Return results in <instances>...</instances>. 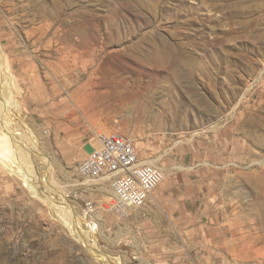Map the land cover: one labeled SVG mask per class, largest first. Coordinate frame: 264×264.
Instances as JSON below:
<instances>
[{
    "label": "rangeland",
    "instance_id": "1",
    "mask_svg": "<svg viewBox=\"0 0 264 264\" xmlns=\"http://www.w3.org/2000/svg\"><path fill=\"white\" fill-rule=\"evenodd\" d=\"M0 47L44 196L4 166L31 176L28 155H0V264H110L89 224L124 264H264V0H0ZM98 130L156 160L173 197L119 212L108 175L77 171Z\"/></svg>",
    "mask_w": 264,
    "mask_h": 264
},
{
    "label": "built area",
    "instance_id": "2",
    "mask_svg": "<svg viewBox=\"0 0 264 264\" xmlns=\"http://www.w3.org/2000/svg\"><path fill=\"white\" fill-rule=\"evenodd\" d=\"M92 141L90 152L77 168L80 176L108 175L119 212L142 207L163 180V171L150 164L149 157L139 155L130 137L98 130L93 131Z\"/></svg>",
    "mask_w": 264,
    "mask_h": 264
},
{
    "label": "bare ground",
    "instance_id": "3",
    "mask_svg": "<svg viewBox=\"0 0 264 264\" xmlns=\"http://www.w3.org/2000/svg\"><path fill=\"white\" fill-rule=\"evenodd\" d=\"M5 59L6 58L3 55V50L0 47V66L2 65V69H0V75L3 74L5 76V78L8 79L6 81V83H3L2 80L5 78L1 79V77H0V122L2 123L1 127L3 128V130L5 132V133L4 132L0 133V155L7 157V155H6L7 153L11 152L12 149L13 150L16 149L15 152L18 151L17 153H19L21 151V153L29 156V158H30L29 166L31 165L30 168L33 167V169H30L31 173H33L32 175L30 174L31 176H28L27 171L22 170L23 168L21 169L22 171H19V169H17V167L14 165H8V166L4 165V166L7 167L8 171L17 174L21 178V180L29 188V190L33 196H35L37 198H41L44 196L42 195V192L39 190V179L37 178V176L36 177L34 176L35 171L38 174L37 161L40 160V158H39L38 154L35 153L36 152V148H34L35 144H34V146H31V144H33V141L31 140V142H32L31 143L28 140V138H26L25 135H23L22 131H18L20 129L18 127V124L20 123L21 119L19 118V115L16 114V111L18 109H20L21 104H20L19 100L16 99L17 96H15L16 95L15 93H17V92H15V90H16L17 86H16V83L14 81V78L12 77L10 69L7 67L8 63L7 64L5 63ZM11 109L15 112V114H12V115L10 114ZM12 155H13V153H12ZM48 158H49V156H48ZM22 162H24V160ZM44 162H46V161H44ZM148 162L150 164L158 167L159 169H161V171H163V172L165 171V169L163 167H161L157 164L156 160H149ZM24 169H25V167H24ZM101 188L103 189L104 192H106L107 194H109L110 196L115 198V200H116V195L112 189L108 190L105 186H102ZM48 195H49V198H46V199L48 201V204L50 205V209H51V212L53 213V215L59 221H61L62 223L67 225L69 228H71L74 231L75 236H77L80 239H84L85 237H83L82 234L85 231L82 230L81 222H80V219L78 218V215H76V219H78V220L76 222L75 221L73 222L72 219L70 218V216H68V214H67V208L70 207V204L66 201L60 202L58 204L57 203L58 201L56 198H54L50 194H48ZM94 227L95 226H93L92 224H89L88 225V231H86V233L88 235L87 238H89V240L91 242L90 247L92 248V252L95 255V258L97 260H100L103 263L108 262L110 264H124L123 260L121 258H119L118 256L114 257V255L113 256H109V255H105V254L102 255V254L97 252L99 248L96 244V239L93 236L94 235L93 234ZM100 252H101V250H100Z\"/></svg>",
    "mask_w": 264,
    "mask_h": 264
},
{
    "label": "crops",
    "instance_id": "4",
    "mask_svg": "<svg viewBox=\"0 0 264 264\" xmlns=\"http://www.w3.org/2000/svg\"><path fill=\"white\" fill-rule=\"evenodd\" d=\"M172 191L173 190L170 188L169 183L164 182V183L160 184V186H158L154 191H152V193L150 194L151 200L158 202L162 197H165V196H168V197L170 196V198H172L173 197V195H171ZM184 196H185V192L182 189H178V192H177V195L175 196V198L183 200ZM188 197H190L189 194H188ZM198 197L201 199L202 195L198 194ZM178 227L180 229L182 228L184 230L183 226L179 225ZM187 228H185V229H187ZM187 233L193 234L194 232H193V230H190Z\"/></svg>",
    "mask_w": 264,
    "mask_h": 264
}]
</instances>
